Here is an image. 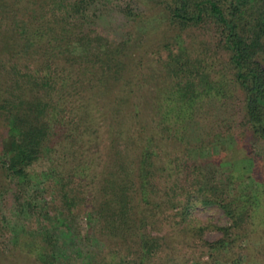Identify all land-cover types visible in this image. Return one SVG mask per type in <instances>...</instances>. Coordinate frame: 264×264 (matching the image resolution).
I'll list each match as a JSON object with an SVG mask.
<instances>
[{
	"label": "trees",
	"instance_id": "obj_1",
	"mask_svg": "<svg viewBox=\"0 0 264 264\" xmlns=\"http://www.w3.org/2000/svg\"><path fill=\"white\" fill-rule=\"evenodd\" d=\"M262 142L264 0H0V264H264Z\"/></svg>",
	"mask_w": 264,
	"mask_h": 264
},
{
	"label": "rangeland",
	"instance_id": "obj_2",
	"mask_svg": "<svg viewBox=\"0 0 264 264\" xmlns=\"http://www.w3.org/2000/svg\"><path fill=\"white\" fill-rule=\"evenodd\" d=\"M8 2L13 1V0H7ZM120 3H122L123 0H118ZM134 4H136L134 2ZM136 6V5H135ZM152 6H154L155 11H157L158 6H156L155 4H152ZM162 21V16L159 13V11L157 12V14L155 16H153V18L149 19V22L147 23V25L149 27H151V35L155 34L156 30H158V22L160 23ZM151 23V24H150ZM162 56H165V51L162 53ZM159 57L158 54L156 53H149V56H147L146 58V64L143 63V70H141V75L139 77H148L149 78V82H148V88L149 91H145L143 90L141 93L143 94V98H151L150 96H153L154 93H152L150 91V89L152 88V86L154 85V87H156L157 89H159V87H161V85L165 82L164 79V75H160V73L156 72L155 70L157 69V66L160 65V61H159ZM147 121V120H146ZM234 144V138L230 133L227 134H217L212 143L208 146H203L199 149H197L196 151H191L190 155L191 157H196L199 155H207L213 152H217L219 150H221L222 148H226V147H231ZM261 145H263L264 148V142L262 143H258V146L261 147ZM199 151V152H198ZM46 165V161L45 160H41L40 162L36 163L35 166V170H40L42 167H44ZM223 168L224 169H242L243 173H241L239 175V182H238V187H243V188H254L257 184V180L253 177H245L244 174L248 173L251 168H252V163L251 161L247 158V157H241V158H236L234 160H228V161H224L222 162ZM47 196H50L49 194ZM192 217H194L195 219H198L201 223H212V224H224L227 222V216L224 214L223 210L216 206V205H196L193 206V208L191 209ZM81 226L82 229L85 228V218L83 217L81 220ZM220 230L209 226L208 228L203 230V237L207 238V239H214L216 237H218V235H220ZM260 235V234H259ZM244 251V250H243ZM248 258H250L252 260V255L251 252H248ZM202 257H207L206 254H203Z\"/></svg>",
	"mask_w": 264,
	"mask_h": 264
}]
</instances>
